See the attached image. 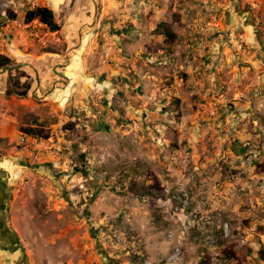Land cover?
I'll return each mask as SVG.
<instances>
[{
	"label": "rangeland",
	"instance_id": "rangeland-1",
	"mask_svg": "<svg viewBox=\"0 0 264 264\" xmlns=\"http://www.w3.org/2000/svg\"><path fill=\"white\" fill-rule=\"evenodd\" d=\"M31 1L0 0V55L24 65L0 73L32 84L26 98L0 103V117H9L0 119L3 207L15 238L9 249L0 245V264H264V0L163 1L160 33L185 34L177 58L189 66L207 59L200 97L180 81L187 73L178 66L160 72L178 76L181 97H143L135 88L141 98L133 105L118 77L110 99L100 90L85 107L69 108L62 97L46 98V89L38 94L40 64L31 54H65V32L78 30L73 13L94 17L92 26L99 16L98 26L107 27L94 68L110 64L125 74L136 64L157 74L167 60L145 58L148 51L136 60L129 49L123 59L117 31L130 27L110 29V21L141 15L139 0L49 2L61 4L58 32L26 22L28 11L48 4ZM138 183L166 194L138 196Z\"/></svg>",
	"mask_w": 264,
	"mask_h": 264
},
{
	"label": "crops",
	"instance_id": "crops-1",
	"mask_svg": "<svg viewBox=\"0 0 264 264\" xmlns=\"http://www.w3.org/2000/svg\"><path fill=\"white\" fill-rule=\"evenodd\" d=\"M37 1L48 2V4L44 6H47L52 10L56 11V8H61V4L56 3L54 5H51L49 2L62 3L66 2L67 0ZM139 1L140 2H135L134 6L137 7L138 10L142 11L141 15L137 14L134 15V17H130L126 14L120 15L121 19L119 21H115L117 22V24L113 23L112 25V22L110 21V29L112 27L114 28L116 26H120L122 22L128 23L130 27L128 28V30L122 29L121 31H117L116 42H118V47L123 56V59L126 58V51H128V49L135 54H132V56H134L136 60H138L139 54L142 51H145V53L148 51L149 53L147 52V56L143 55L145 56V58H150L149 56L153 55L155 56L154 58L160 60L164 57L167 62L159 61V64H166L165 67L161 66L157 68L159 69L157 74L155 72H152V70H148V72L143 73L135 64L134 66L128 69L129 73L133 71L134 76L133 74H128L127 71L125 74L122 71L116 72L110 66V64L94 68L92 66L93 60H96V63L100 61L99 57L95 55L96 51L107 48L106 42H104L103 45H100L98 43L97 38L99 39V35H103L106 37V39H110V37L106 35L107 27L104 28L102 26H98L97 23L99 20V16L96 18L97 21H95V25L92 26L91 23H93L94 17L91 19V17H88L87 15L76 16L73 13L70 16L69 20L73 24L74 28L78 27V30H74L71 33L69 32V34L65 32V34H67L66 41L64 42L66 44V46L64 45V48L67 47L65 54L63 50L61 51L62 53L59 51H49L47 53H41L40 55L31 54V56L38 59L40 64V66H37V69L39 70V83L37 91L38 94L42 93V90L44 91L46 89V91L44 92L46 94V98H52L54 95L55 97H62L63 101H65L64 107L66 108H69L73 104L77 106L78 103L85 107L86 103L92 102V96H94L93 94L100 90H103L104 95L106 96V89H108L109 92L107 93V95L110 99L112 93L115 94V92L117 91V86L121 85L120 83L117 85V83L114 82L117 80L118 77H121L120 82L123 83V86L119 87L120 89L121 87H126V89L124 88L121 90L124 92V96L126 98L129 97L134 99L135 103L133 105H136V103L140 104L139 98L141 97L133 96V91L130 92V90H134L135 88L139 89L142 93H144L143 97H149V95L150 97L151 95L157 96L158 92L169 93L170 91L177 94V97H181L184 94H180V92L176 89V87L181 84L180 81L185 82L187 84L186 88L192 89L191 92L196 93L200 97L205 83L206 69L204 63L207 59L204 58V60H201L198 59L197 56L196 60L198 62H195V65L192 66L187 65L183 59H178V50H181L183 45L185 48V43L180 42L181 39L185 40L184 38H181L182 36H185V34L181 32V34L177 36L176 39L172 40L166 38L164 34H159V32L155 31V28L158 24H160L162 21H166L164 13L165 11H167V7L166 4L163 2L164 0ZM87 2H90V4H94V0H88ZM128 3L131 4L132 2H120L121 6H124L125 9L130 8V4ZM141 8H143V10L145 11L144 13ZM84 25L86 26V28H84ZM179 31L180 30L176 31V33H180ZM188 38L189 37H187V39ZM162 39L165 42L159 43V41ZM112 48L113 47H109V51H111ZM184 48L182 52L184 51ZM201 53L202 51H200L198 55H201ZM49 60H52L53 63L48 66L47 71L44 73V75L40 74V68L42 67V63L44 61L48 62ZM178 66L181 67V69L184 68V73H187V75L182 74L183 80L179 81L178 76L175 74L173 75L171 73H169V78L166 79L164 76H162L163 74L160 72L165 70L172 72L173 70H177ZM114 72L117 73V75L119 76H115L116 74ZM8 76L9 74L7 72L3 71L0 73V103L2 104L4 103V100L7 97L5 91L7 87ZM172 76L175 79H173ZM95 78H99L101 80L96 83V85L92 84V81L96 80ZM123 78H127L128 80H125ZM130 82H133L134 84H131ZM63 84H67V87H65L62 94L59 92L56 93L59 88L63 90V87H61ZM161 86L163 87V89H161ZM169 86H174V89L171 90ZM48 87L53 89L49 90ZM92 88H94L95 90L93 91ZM187 93L189 94L190 90H187ZM193 98H195V96H193ZM137 108H139V106ZM134 110H136L137 113L139 112L138 109H133L132 111ZM130 113H128L127 115H131ZM2 116L5 117H0V119L4 122H8L9 117L6 115ZM235 150H237V153L241 152L238 149ZM0 197H2L1 194ZM0 245L4 250H6L7 240L1 235Z\"/></svg>",
	"mask_w": 264,
	"mask_h": 264
},
{
	"label": "trees",
	"instance_id": "trees-1",
	"mask_svg": "<svg viewBox=\"0 0 264 264\" xmlns=\"http://www.w3.org/2000/svg\"><path fill=\"white\" fill-rule=\"evenodd\" d=\"M26 22H31L33 20H38L42 24L46 25L51 32H58L61 30V24L56 20V14L54 10L47 6H38L26 14ZM167 25L165 23H160L155 28L156 32H161L160 29L165 28ZM166 38L176 39L177 34L167 30L166 32H162ZM13 60L5 55H0V70L5 69L7 67L13 66ZM20 70H14V72H18ZM22 77L24 76H14L13 72H9L7 87L5 94L7 96L17 95L22 98H26L29 95V92L32 88L31 82L25 81L22 82ZM237 151V150H236ZM137 195L138 196H148V197H162L166 194V192H155L152 190H148L145 188L143 183L137 184ZM231 258L233 256H230Z\"/></svg>",
	"mask_w": 264,
	"mask_h": 264
},
{
	"label": "flooded vegetation",
	"instance_id": "flooded-vegetation-1",
	"mask_svg": "<svg viewBox=\"0 0 264 264\" xmlns=\"http://www.w3.org/2000/svg\"><path fill=\"white\" fill-rule=\"evenodd\" d=\"M1 171V169H0ZM3 173L1 174L0 172V194L2 197H0V208L2 207V211L0 214V235L7 240V245L6 248L9 249L12 247L15 243V238L14 235L11 233V231L7 228V217L6 214L4 213V207L5 202L7 201V190L5 187V183L3 182Z\"/></svg>",
	"mask_w": 264,
	"mask_h": 264
},
{
	"label": "water",
	"instance_id": "water-1",
	"mask_svg": "<svg viewBox=\"0 0 264 264\" xmlns=\"http://www.w3.org/2000/svg\"><path fill=\"white\" fill-rule=\"evenodd\" d=\"M24 65L21 64V65H16V66H11V67H7L5 68L6 70H17L19 68H22Z\"/></svg>",
	"mask_w": 264,
	"mask_h": 264
},
{
	"label": "built area",
	"instance_id": "built-area-1",
	"mask_svg": "<svg viewBox=\"0 0 264 264\" xmlns=\"http://www.w3.org/2000/svg\"><path fill=\"white\" fill-rule=\"evenodd\" d=\"M31 2H34V1L32 0ZM33 21H34V20H33ZM31 22H32V21H31ZM0 35H1V34H0ZM177 198H178V197H177ZM179 199H180V198H179ZM187 201H188L187 199H186V200L184 199V202H185V203H187Z\"/></svg>",
	"mask_w": 264,
	"mask_h": 264
}]
</instances>
